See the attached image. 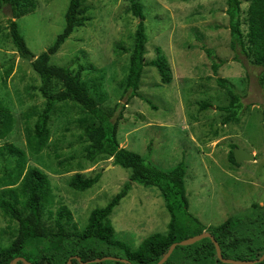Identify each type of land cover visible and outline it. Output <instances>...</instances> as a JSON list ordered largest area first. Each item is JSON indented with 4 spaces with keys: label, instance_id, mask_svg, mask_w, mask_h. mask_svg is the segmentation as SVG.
<instances>
[{
    "label": "rangeland",
    "instance_id": "rangeland-1",
    "mask_svg": "<svg viewBox=\"0 0 264 264\" xmlns=\"http://www.w3.org/2000/svg\"><path fill=\"white\" fill-rule=\"evenodd\" d=\"M33 2L35 10L20 17L10 4L0 9V101L15 120L13 131L0 140V146L11 143L23 149L27 167H38L47 174L54 195L43 215L47 224L54 222L51 211L66 206L73 214L71 226L82 231L91 211L121 191L131 170L114 164L112 157L86 159L87 141L79 122L85 113L72 101L56 104L47 147L40 154L28 148L27 132L34 130L47 100L31 61L19 55L10 38V20L18 22L28 48L38 56L64 31L71 0ZM134 2L143 7L145 15L146 59L163 54L172 81L162 83L155 67H145L139 90L143 98L132 97L122 109L121 146L165 170L185 162L189 211L206 226H218L231 217L248 218L253 223L246 232L247 244L255 243L256 250L263 248L264 71L235 61L226 0H84L89 20L74 30L51 62L74 71L82 67L83 81L103 108L127 103L124 79L140 23L132 10ZM248 7L249 2L243 0L245 32ZM206 48L214 50L215 60ZM214 61L223 63L217 71ZM219 77L232 82L241 96L239 123H223L225 114L220 108L229 104L230 97L219 85ZM233 146L253 153L255 160L233 164ZM15 166L13 156H0V179ZM76 173L85 177L100 174L101 178L93 187L77 191L70 186ZM6 189L0 183V198H10ZM170 219L160 190L138 182H132L111 215L116 238L134 248L154 233H166ZM18 228V221L0 209V247L10 245Z\"/></svg>",
    "mask_w": 264,
    "mask_h": 264
},
{
    "label": "trees",
    "instance_id": "trees-1",
    "mask_svg": "<svg viewBox=\"0 0 264 264\" xmlns=\"http://www.w3.org/2000/svg\"><path fill=\"white\" fill-rule=\"evenodd\" d=\"M246 1L249 2V7L246 20L248 30L245 32L242 19L243 0H226L231 34L230 47L235 53V61L243 64L245 68L253 66L264 71V0ZM7 4L12 5L16 17L35 10L33 0H0V9ZM88 10L84 0H71L64 31L48 50L38 56H35L28 48L18 22L10 20V38L19 55L31 61L33 70L42 82L40 92L47 100L44 110L37 116L34 130L27 132V144L32 153L40 154L50 140V122L56 104L72 101L85 113L79 122L87 141L86 159L95 161L100 156L112 157L114 164L131 170L129 180L108 204L91 211L82 231L76 225L71 226L73 214L66 206H60L55 213L51 211L55 218L54 222L48 225L43 215L44 211L49 209L48 206L52 205L54 195L47 174L38 167H27L26 152L23 149L11 143L0 146V156H13L16 162V166L0 179V183L7 187L5 192H8L10 196L9 199L3 196L0 198V209L5 216L19 223L15 239L9 246L0 247V264H10L20 256L34 264H67L73 256L81 257L82 261L114 256L127 259L131 264H157L173 243L199 235L204 231L214 235L226 258L237 260L260 258L264 253V247L256 250L255 243L247 244L246 232L253 221L248 218L231 217L218 226H206L189 211L185 162L165 170L146 161L140 154L121 146L118 129L123 119L122 109L132 97L143 98L139 90L145 67H155L161 76L162 83L172 81V71L168 59L163 54H159L152 60L146 59L145 15L140 4L134 2L132 5V10L140 18V23L135 33L129 69L124 79V90L129 95L127 103L119 102L111 110L103 108L101 100L99 101L93 95L83 81L82 67L74 71L71 67L51 62L52 57L74 30L84 26L89 20L86 15ZM206 50L215 60L214 50L209 48ZM222 64V61H214L215 71ZM218 83L230 97L229 104L220 108L225 114L223 123H239L243 110L240 94L237 93L235 85L227 79L219 77ZM206 106L208 105H203V107ZM14 123L10 109L0 101V140L10 135ZM235 147L233 146L230 152V161L238 164L234 156ZM100 178V174L85 177L81 173H76L70 179V186L77 191H85L97 184ZM132 182L157 187L171 215L166 233H154L148 236L137 248L117 239L111 222L115 207L128 195ZM262 234L264 237V230ZM72 261L73 264H82L75 258ZM90 264L125 263L108 260ZM163 264L224 263L219 260L212 240L204 238L191 245L178 246ZM257 264H264V261Z\"/></svg>",
    "mask_w": 264,
    "mask_h": 264
},
{
    "label": "water",
    "instance_id": "water-1",
    "mask_svg": "<svg viewBox=\"0 0 264 264\" xmlns=\"http://www.w3.org/2000/svg\"><path fill=\"white\" fill-rule=\"evenodd\" d=\"M9 17H13L12 12H10ZM234 156H235L237 163H242L244 161H249V160H255V155L253 153H249V152H246V151L238 149V148L234 149ZM204 238H210L212 240V242L214 243V245L216 247L217 256H218L219 260L224 264H257V263L264 261V253L260 258L254 259V260H237V259L226 258V257H224V255L222 253L221 246L218 243V241L215 239L214 235L208 231H204L203 233H201L199 235L192 236V237L185 239V240H182L180 242L173 243L171 245V247L169 248V250L164 254L162 259L157 264L165 263L178 246L191 245V244H194V243H196V242H198ZM73 258L79 260L82 264H90V263L103 262V261H108V260L122 261L125 264H131L127 259H122V258H118V257H114V256H105L102 258H97V259L88 260V261H82L81 257L73 256L68 260L67 264H73V261H72ZM19 262H23L24 264H34L22 256L16 257L10 264H18Z\"/></svg>",
    "mask_w": 264,
    "mask_h": 264
}]
</instances>
